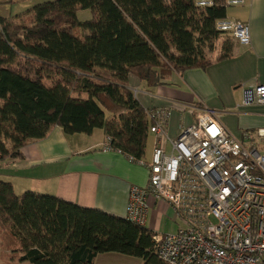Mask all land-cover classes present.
<instances>
[{"label":"trees","instance_id":"1","mask_svg":"<svg viewBox=\"0 0 264 264\" xmlns=\"http://www.w3.org/2000/svg\"><path fill=\"white\" fill-rule=\"evenodd\" d=\"M194 1L55 0L34 6L31 26L0 18V160L22 157L23 147L55 127L67 135L103 129L116 147L143 158L150 123L128 78L155 87L173 72L210 65L202 52L220 38L215 22L227 18V7L214 0L199 9ZM79 10L92 18L80 21ZM0 221L22 263L95 264L100 254L118 253L163 264L147 229L57 196L17 195L3 180Z\"/></svg>","mask_w":264,"mask_h":264},{"label":"crops","instance_id":"2","mask_svg":"<svg viewBox=\"0 0 264 264\" xmlns=\"http://www.w3.org/2000/svg\"><path fill=\"white\" fill-rule=\"evenodd\" d=\"M235 8V16L227 18L249 24V46L221 36L216 40L217 49L206 57L210 61L207 68L173 72L165 84L155 87L129 75L128 88L145 109L171 112L163 138L166 151L172 150L171 141L181 130L194 123L196 111L205 109L215 111L226 129L246 146L249 142L244 136L250 134L261 147L256 132L264 129V105L247 104L246 92L264 85V0H246ZM225 39L231 42L222 44ZM227 43L229 58L221 59ZM105 115L112 117L106 111ZM106 137L103 129L94 130L92 135H67L61 127H55L45 139L31 140L23 147L22 157L4 161L0 180L10 182L17 195L28 191L49 194L125 219L130 190L133 186L145 187L149 171L124 154L103 152ZM156 146L157 136L149 132L142 159L149 162ZM148 205L145 229L153 235H165L162 232L170 221L181 222L167 202L149 197ZM143 263L142 259L118 253L100 254L95 260V264Z\"/></svg>","mask_w":264,"mask_h":264},{"label":"built area","instance_id":"3","mask_svg":"<svg viewBox=\"0 0 264 264\" xmlns=\"http://www.w3.org/2000/svg\"><path fill=\"white\" fill-rule=\"evenodd\" d=\"M199 9L214 0H195ZM246 0H225L238 7ZM215 29L241 45L251 44L248 23L219 19ZM220 36V37H221ZM247 104L264 105V85L246 95ZM149 132L157 146L150 161L136 158L106 137L103 152L116 151L149 171L145 187L133 186L126 220L146 228L148 199L167 202L183 227L173 234L153 235L154 252L163 264H264V129L256 132L261 147L250 134L233 136L213 110L196 111L194 123L183 128L166 151L163 138L171 112L146 109ZM4 161L0 160V165Z\"/></svg>","mask_w":264,"mask_h":264},{"label":"rangeland","instance_id":"4","mask_svg":"<svg viewBox=\"0 0 264 264\" xmlns=\"http://www.w3.org/2000/svg\"><path fill=\"white\" fill-rule=\"evenodd\" d=\"M44 1L55 0H0V18L9 21L10 24L16 27L31 26L35 23V15L33 11L34 6L37 3ZM237 12L238 9L235 7H227V16L229 18L234 17ZM77 16L78 19L83 22L90 20L92 18V13L89 10H79ZM225 42L231 41L225 39L222 44ZM218 46L219 45H217V42L215 41L213 50L206 48L202 52V55L206 58L207 55H210ZM21 61H23V59L17 60V63ZM46 77L48 76L46 75ZM51 81V79L46 80L47 84H50ZM73 96L86 98V95H81L79 92H75ZM107 104L109 106V103ZM181 223L182 222L177 223L170 221V224L166 226L165 231L162 233L166 235L177 232L180 227H183V224ZM16 249L17 247L14 245L13 237L11 236L8 226L0 221V264H19L20 260L12 256L13 251Z\"/></svg>","mask_w":264,"mask_h":264},{"label":"water","instance_id":"5","mask_svg":"<svg viewBox=\"0 0 264 264\" xmlns=\"http://www.w3.org/2000/svg\"><path fill=\"white\" fill-rule=\"evenodd\" d=\"M246 95L248 96V95H252V90H248L247 92H246Z\"/></svg>","mask_w":264,"mask_h":264}]
</instances>
